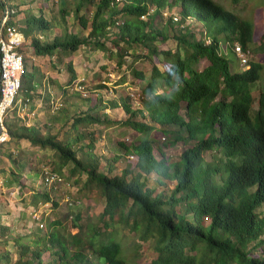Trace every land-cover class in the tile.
<instances>
[{
	"label": "trees",
	"instance_id": "trees-1",
	"mask_svg": "<svg viewBox=\"0 0 264 264\" xmlns=\"http://www.w3.org/2000/svg\"><path fill=\"white\" fill-rule=\"evenodd\" d=\"M6 1L0 0V11L8 8L10 23L14 24L17 11ZM86 1L79 0L77 12ZM87 2L96 7L92 16L77 13L87 35L65 30L51 40L32 36L30 47L35 55H71L84 45L107 50V41L111 40L120 65L136 45L144 51L132 55V62L139 58L160 59L163 54L168 65L164 71L154 66L148 76L129 64L132 74L146 82L143 92L149 103L147 113L143 108H134L124 97L114 98L109 101L111 108L121 107L128 115L115 120L110 115L100 117L98 111L91 113L98 109L95 103L73 118L66 138L43 128L8 122L13 140L26 139L33 146L53 151L54 167L46 177L65 178L62 170L70 166V175L78 176L75 183L81 184L79 191L99 192L105 206L99 218L103 225H83L80 213L73 217L75 233L60 219L50 221L44 235L39 228L35 243L25 244L19 237L20 242L15 243L19 249L17 259L1 252L0 264H129L114 228L117 223L128 226L140 240L151 244L155 254L151 264H264V89L258 94L253 91L262 77L263 64L251 60L239 70L229 58L237 47L245 55L255 44V23L217 0ZM150 5L155 6L153 13ZM165 5L176 6L181 18L173 21L176 26L171 20L169 28L163 30L155 27L154 19ZM43 11L41 5L37 19L29 13L30 27L37 20L38 30L53 28ZM66 13L62 6L64 22ZM188 19L204 25L202 36L183 25ZM171 38L176 41V50H162L157 42ZM262 38L259 49L264 50V34ZM221 42L230 43L226 53L222 52ZM27 45L22 44L20 51ZM203 59L207 64L201 69ZM67 70L70 75L66 84L71 85L77 77L72 62H68ZM34 79L32 65L21 74L17 97L22 95L23 103L34 99ZM158 88L163 90L159 92ZM36 93L43 98L42 92ZM47 100L53 101L52 95ZM92 123H113L139 133L131 146L120 142L125 154L130 152L136 157L134 167L128 165L115 173V162L120 157L116 154L103 157L102 163V156L93 151L96 134L88 129ZM81 126L86 127L84 132H80ZM70 131L76 134L73 138ZM154 132L169 135L168 146L178 142L185 145L179 158L171 159L161 148V156L156 155ZM87 137L90 141L80 144ZM154 173L158 177L152 179ZM83 175L85 179H81ZM169 183L173 186L167 189ZM48 190L35 196L53 201ZM5 231L6 226L0 225L2 237ZM45 252L49 253L47 261L43 260Z\"/></svg>",
	"mask_w": 264,
	"mask_h": 264
},
{
	"label": "rangeland",
	"instance_id": "rangeland-1",
	"mask_svg": "<svg viewBox=\"0 0 264 264\" xmlns=\"http://www.w3.org/2000/svg\"><path fill=\"white\" fill-rule=\"evenodd\" d=\"M87 1L79 12H77L79 0L6 1L7 4L13 5V8L17 11L13 22L27 39L25 44L28 45L23 47L22 51L25 57V70L28 72L32 65H35L34 99L29 102L26 109H22L24 98L19 95L16 106L7 115V122L13 120L17 126L23 124L43 128L47 132L60 133V138H66V132L69 131L73 118L89 107L94 106L95 103L98 105V109H92L91 113L98 111L100 117L110 115V118L115 120L125 118L128 115L121 107L111 108L109 101L114 98L118 100L120 97H124L134 108H143L145 113L148 112L149 103L144 100L146 95L143 92L146 82L132 74L129 64L132 63L134 67L143 70L149 76L154 66L162 71L166 69L168 61L163 59V54H160L161 60L158 57H153L151 59L139 58L132 62V55H139L144 51V47L136 45L128 50V54L124 56L125 63L120 65L116 47L111 43V40L107 41V50L84 45L71 55L54 54L51 57H40L33 53L29 43L32 36L39 37L42 40H51L65 30L87 35L88 30L82 29L78 21V14L91 17L92 12L96 9L92 4L88 5ZM217 1L255 23V44L250 47L245 55L242 54V51L239 52L237 47L234 52L230 53L229 58L239 70L246 68L247 62L251 60L263 64L262 77L254 84L253 89L254 93L258 94L264 89V50L259 49L264 34V0ZM41 5L44 8L45 18L52 21L54 25L53 28L45 31L37 29V20L31 27L27 20L30 12L36 16L34 19H37V16L40 15ZM120 5H122L121 1H119ZM62 6L67 9L66 22L63 21L60 15ZM154 10L155 6L150 5V12L153 13ZM0 13L2 12L0 11ZM180 18L176 6L169 7L165 5L156 14L154 25L156 28L165 30L169 28L168 23L171 20L176 26L177 24L174 22L180 20ZM143 19L147 20L148 17L145 16ZM184 24L191 26L199 36L205 29L203 24H196L194 20L190 19ZM181 27L183 28L182 25ZM113 30L116 31L117 29L114 28ZM170 31L172 36L173 31ZM110 36H112V32ZM157 43L162 50H176L177 44L173 38L166 42L158 41ZM122 44L121 42L120 45ZM228 47H230V43L221 42L223 53L227 52ZM68 62H72L77 73V77L71 85L66 84L70 75L67 70ZM206 64L207 60L203 59L199 66L202 69ZM39 78L42 81L41 84ZM61 85H64L63 89L59 88ZM101 85H106V87H100ZM162 90L158 88L159 92ZM36 91L38 93L42 92L43 98L38 97ZM48 95H52L53 101L49 102L47 100ZM98 99L101 100L98 101ZM146 120L148 121L149 118L147 117ZM85 128L81 126L80 132H84ZM88 129L94 130L96 134V137L94 136L96 146L93 151L102 156L100 159L103 164H105L103 157H112L116 154L120 157L115 162V173H121L122 169L128 165L134 167L136 157L130 152L125 154V149L120 142H124L127 146L136 143L139 135L136 130L113 123H92L88 126ZM75 135V132L70 131L71 138ZM153 135L157 139L155 153L159 157L161 155L158 148H161L171 159L179 158L180 153L185 149L182 142H178L175 146H168L166 143L171 138L169 135L163 136L159 132H154ZM90 139L91 137L82 138L80 144H86ZM54 160L52 150L33 146L26 139L13 140L11 138L8 143L0 147V225L6 226V236L2 237L0 235V253L9 252L12 260L17 259L19 255V249L16 245L20 242L19 237L25 244L31 241L35 243L39 228L40 234L44 235L47 231V223L50 221L60 219L73 233L77 231L73 228V217L77 213L81 214L80 223L83 225L87 223L103 225L99 218L105 206L104 196L95 190L81 193L79 191L81 184L75 183L78 176L70 175V166H66L62 170L65 178L46 177L54 167ZM156 177L158 176L155 173L151 176L152 179ZM82 178L85 179V175L81 176ZM44 182H49V184L45 183V185ZM172 186L173 183L167 185L166 188ZM46 190L49 191L53 201H43L35 196L38 192L43 193ZM1 205L4 207L3 212ZM114 228H116L117 236L122 241L125 252L129 257V264H151L155 254H153L149 242L140 240L134 232L129 230L128 226L117 223ZM48 257L49 253L45 252L43 260L47 261ZM54 259L55 256L52 257L55 262Z\"/></svg>",
	"mask_w": 264,
	"mask_h": 264
},
{
	"label": "built area",
	"instance_id": "built-area-1",
	"mask_svg": "<svg viewBox=\"0 0 264 264\" xmlns=\"http://www.w3.org/2000/svg\"><path fill=\"white\" fill-rule=\"evenodd\" d=\"M10 21V10L6 8L0 17V144L10 141L7 115L16 106L22 84L21 74L25 70V58L20 47L26 39ZM238 49L240 52L241 48ZM22 104V109H26L29 99Z\"/></svg>",
	"mask_w": 264,
	"mask_h": 264
},
{
	"label": "crops",
	"instance_id": "crops-1",
	"mask_svg": "<svg viewBox=\"0 0 264 264\" xmlns=\"http://www.w3.org/2000/svg\"><path fill=\"white\" fill-rule=\"evenodd\" d=\"M25 36V35H24ZM26 39V38H25ZM27 42V39L25 40V43ZM29 43H30V41H29ZM32 49V48H31ZM34 53V52H33ZM41 57V56H40ZM33 66H35L34 64H33Z\"/></svg>",
	"mask_w": 264,
	"mask_h": 264
}]
</instances>
